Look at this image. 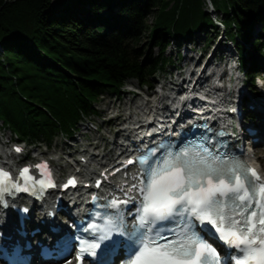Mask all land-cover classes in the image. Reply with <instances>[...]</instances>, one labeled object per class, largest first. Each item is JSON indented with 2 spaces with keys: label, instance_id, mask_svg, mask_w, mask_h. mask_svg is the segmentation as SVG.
Returning <instances> with one entry per match:
<instances>
[{
  "label": "trees",
  "instance_id": "obj_1",
  "mask_svg": "<svg viewBox=\"0 0 264 264\" xmlns=\"http://www.w3.org/2000/svg\"><path fill=\"white\" fill-rule=\"evenodd\" d=\"M55 1L0 0V120L28 142L72 134L103 94L129 79L150 85L172 61L171 39L180 45L215 28L204 0ZM224 1L221 11L211 0L253 82L264 57V0ZM246 45L258 57L245 55Z\"/></svg>",
  "mask_w": 264,
  "mask_h": 264
},
{
  "label": "snow or ice",
  "instance_id": "obj_2",
  "mask_svg": "<svg viewBox=\"0 0 264 264\" xmlns=\"http://www.w3.org/2000/svg\"><path fill=\"white\" fill-rule=\"evenodd\" d=\"M163 148L160 145L159 152L150 151L139 160L144 165L138 189L141 203L127 215L133 223L139 222L141 231L137 236L136 232L117 230V235L136 236V251L122 264H221L217 248L200 236V232L208 231L222 243L228 252L227 258L234 259V264H264V203L253 200L257 192L264 199V182L257 171L248 168L249 175H242L239 165L222 159L220 154L214 155L203 145L194 153L183 149L168 151L165 155ZM14 150L22 151L20 147ZM133 163L128 161L129 165ZM35 167L44 176H50L47 162ZM29 172L28 167L19 172L24 181L21 185L12 180L8 171L0 169V202H3V193L29 191L28 185L34 180ZM75 183L69 180L64 187ZM35 184L44 189L55 187L46 179L35 180ZM109 237L112 236L100 239ZM99 247V244H90L81 249L77 260L89 249L90 256L95 257Z\"/></svg>",
  "mask_w": 264,
  "mask_h": 264
},
{
  "label": "bare ground",
  "instance_id": "obj_3",
  "mask_svg": "<svg viewBox=\"0 0 264 264\" xmlns=\"http://www.w3.org/2000/svg\"><path fill=\"white\" fill-rule=\"evenodd\" d=\"M222 41L223 40L221 38L213 39L211 46H209V49L207 52L197 50L196 47H197L198 42H196V45H194V46L187 47V45H186V47H184L185 51H184V56L182 58V63L186 64L185 66L188 67L187 68L188 73L183 78L176 77V81L179 83V86H181L179 93L175 94L174 97L172 95L171 101L165 102L166 105L164 104V102H162L163 107H161V111H162V114L164 115V117L167 118L166 120L168 123L172 122V120H171L172 114L178 112L179 116L180 115L184 116V112L185 111L188 112L183 105L184 104L186 105V101L190 100L191 98H194V100H198V98H199L202 101H204V100L206 101L205 103H201V106L204 107L201 109H205V108L207 109L213 105L214 107L210 110H214L216 107L215 106L216 102L218 101L217 105L222 110V117L223 118L228 117V115H227L228 103L226 102V99H228L229 103H232V105L235 104V101H236L235 99H237L236 104H238L241 111H245L247 109V106H249V107L252 106L255 110L259 111V112H257V113H259V117L264 118V114H262L264 112V101L260 98L261 97L260 94L256 93L260 90V89H258V86H260V88H262V84L246 82L244 74L242 73V71H239L237 67H234V71H232V72L230 69V73L233 74V76L228 75L226 72L223 73V70H219L217 68L215 69V67L217 66L215 64V63H217L215 61V57L218 53L224 54L225 57L236 56V52H235L234 47L231 44L223 45V44L227 43L228 41H225L223 44H222ZM210 65H212L213 67H210ZM232 67L233 66H231V68ZM207 68H211V69L208 70ZM234 73L236 74V76L234 75ZM162 75H163V72L161 73V76ZM213 75L215 77L211 78ZM224 75L226 76V78H224ZM161 76L157 75L158 78L154 77L152 79L151 83L152 84H154V83L159 84ZM202 84H205V87L200 86ZM197 86H200L203 89H199L201 91L194 89ZM215 86L219 87V88L217 87L218 91L214 90L216 88ZM226 87L229 89L228 97H226V95H225L226 94L225 93ZM231 91L235 93L232 95L233 98H231ZM210 93H211V96H209ZM180 94H185L186 96H188L186 101H184V102H182V100L177 101V98ZM223 103L226 105V107L223 105ZM120 105L124 107L125 113L127 112V110L129 108H131V110L129 111L128 114L129 115H135L136 117L134 119L137 118V115H139L140 112L144 113L148 109V107L144 106L145 104H144L143 98H141L139 100V102L134 107L124 106L123 103H120ZM110 106L111 105H108V107L106 108V111L109 108H111ZM118 110H120V109H118ZM110 112H111V115H115V111H113L112 109L108 110V113H110ZM260 112H262V113H260ZM139 121L141 122V121H143V119L140 118ZM242 121H243V119L236 120V121L231 120L230 126H235L237 124L241 125ZM259 123H258L259 124L258 135L262 141L264 138V130H263L264 120L260 119ZM82 124L84 125L83 129H86L89 126V124H85V123H82ZM116 129L113 130L114 134H116ZM8 130H10V129L8 128ZM0 135L5 137V139L2 138L4 140H8V138H9L8 134L5 135V132L1 131V128H0ZM131 140L132 139L130 138L129 142H131ZM0 142H1V140H0ZM132 143L134 145H138L140 142L137 140H133ZM61 144H62L61 145V147H62L63 142H61ZM89 144L90 145L85 144V147L83 148L84 149L83 154H84V152H88V154L90 153V155L93 156V158H96L98 156V154H100L102 152V156L109 158V160H111V161L119 158L118 156L113 157L114 154H111V148H109V150L107 152H105L103 150H99V152L96 153L92 149L94 147H91L93 144V141H92V143H89ZM118 144H119V142L116 143L114 141L115 146H117ZM250 146H251V144H250ZM79 149H81V148H79ZM1 154L2 153H0V155ZM78 156L80 157L82 155H78ZM70 157H71L70 155H67V159H69ZM6 160L8 161L9 159H6ZM8 163H10V161H8ZM13 164H15V163H13ZM92 168H94V166ZM100 168H102V167H100ZM100 168H98V170ZM73 169H75V168H73ZM89 170H90V168H88V166H87V168H85L83 171L85 174H87L89 172ZM262 171L264 173V169ZM89 173L92 174L93 172L91 171ZM99 173H101V172H98V173L94 172V176H91V175L89 176V179H91V182H93L95 178L99 177ZM41 219H42V222H44V223H47V222L53 220V219H51V217H48V215H45ZM33 223H36V221ZM38 225L40 227L43 226L41 223H38Z\"/></svg>",
  "mask_w": 264,
  "mask_h": 264
},
{
  "label": "rangeland",
  "instance_id": "obj_4",
  "mask_svg": "<svg viewBox=\"0 0 264 264\" xmlns=\"http://www.w3.org/2000/svg\"><path fill=\"white\" fill-rule=\"evenodd\" d=\"M205 1V0H204ZM214 3H216L218 6H219V8H220V10L221 11H223V10H225L226 9V4H225V1L224 0H214ZM53 4H56V1L55 0H53ZM204 9L206 10V4H205V2H204ZM216 14H217V16L218 17H222V15H221V13L218 11V12H216ZM257 29V28H256ZM217 30L220 32V30H221V28H214V27H210V28H207V29H204V30H202V31H199V32H195V33H193V38L191 39V40H189V41H187L186 43H185V45H187V47L188 46H194V45H196V42H198L197 43V50L198 51H203V52H207L208 51V49H209V46H211V43H212V41H213V39H214V36L217 34ZM222 31V30H221ZM255 32V31H254ZM256 33V32H255ZM255 33H254V35L252 34V37L254 38L256 35H255ZM218 35H219V33H218ZM229 36L231 37V38H233V34L232 33H229ZM218 37V36H217ZM216 37V38H217ZM142 42H141V44L142 45H146L147 43L145 42L146 41V35H143V38H142V40H141ZM184 42V41H183ZM232 43V42H231ZM233 44V43H232ZM234 45V44H233ZM235 46V45H234ZM146 47H147V45H146ZM175 47L176 48H179L178 49V52H180L181 53V50L183 51V48H181L180 47V45L179 46H177L176 44H175V41H173L172 39L170 40V45L168 46V47H166V49H165V54H166V56H168V57H171L172 58V61L171 62H167L165 65H164V67H163V70H161L160 72H157L155 75H154V77L155 76H161V73L163 72V73H165V72H167V71H169V70H174V66H175V64H176V59H175V57H176V55H175V52H174V49H175ZM245 52V55H247V54H249L250 56H256V57H258V55L256 54V52H254L253 51V49L251 48V45H246V50L244 51ZM154 54H157V49L155 48L154 49ZM179 57H181V55L179 54ZM238 56H236V58H237ZM235 58V59H236ZM181 61V59H179V62ZM257 61H258V64L259 65H261V64H263L264 63V58H257ZM230 64V63H229ZM227 65H225V68H226V70H227ZM208 69V68H207ZM211 69V68H210ZM209 69V70H210ZM218 69V68H217ZM184 72L183 73H185V71L186 70H183ZM186 74V73H185ZM129 82L130 81H126L125 83H123V85H122V88L120 89V92H118V93H116L115 95H114V93H112V92H110V93H105V94H103L101 97H100V99L96 102V103H94L93 105H94V107H95V109H96V113H97V115L98 116H95V115H90L89 117H88V119H92L93 120V124L91 125L92 127H99V131H96V130H93V131H88L89 133H86V135H87V137L89 138V140L90 141H99V139H98V137L99 136H101V135H103V136H105V137H107V138H109V133H107V129H108V126L105 124V123H103L104 122V119H105V117H106V115H107V111L110 109L111 110V108H113V107H117V103H118V100L116 101V102H114L113 100H115L116 99V97H118V96H121V97H123V94H126L125 92H123V91H125V90H127L128 89V84H129ZM127 84V85H126ZM112 101V102H111ZM112 104V107L111 108H109L107 111L105 110V111H103V109L106 107H108V105H111ZM119 104V103H118ZM99 121V122H98ZM77 127L79 128V129H81V130H84L83 128H84V125L79 121L78 123H77ZM5 134H8L9 133V130H8V128L7 127H5ZM83 132H87V131H83ZM72 135H73V133H72ZM73 136H77V133H75V135H73ZM82 137V136H81ZM4 139H5V137H3ZM80 138V137H79ZM83 140V139H82ZM58 141V142H57ZM52 145H56V144H59L60 146L62 145L61 144V142L59 141V139H58V137H57V135H55L54 137H53V139H52ZM72 142V141H71ZM83 142H87V140H83ZM54 143V144H53ZM100 143V142H99ZM39 144H48L45 140H41L40 142H39ZM36 145H37V143H36ZM33 146V145H32ZM37 147H38V145H37ZM55 147H58V146H55ZM72 150V149H71ZM254 152H255V154H258V155H256V159L258 160V161H264V149H262V148H259V147H256V148H254V150H253Z\"/></svg>",
  "mask_w": 264,
  "mask_h": 264
}]
</instances>
